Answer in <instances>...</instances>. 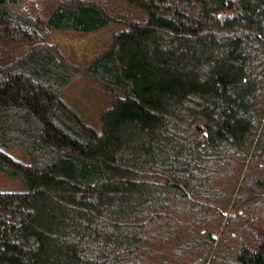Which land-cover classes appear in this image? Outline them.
<instances>
[{
	"label": "trees",
	"instance_id": "1",
	"mask_svg": "<svg viewBox=\"0 0 264 264\" xmlns=\"http://www.w3.org/2000/svg\"><path fill=\"white\" fill-rule=\"evenodd\" d=\"M0 175V264H264V0H0Z\"/></svg>",
	"mask_w": 264,
	"mask_h": 264
},
{
	"label": "rangeland",
	"instance_id": "2",
	"mask_svg": "<svg viewBox=\"0 0 264 264\" xmlns=\"http://www.w3.org/2000/svg\"><path fill=\"white\" fill-rule=\"evenodd\" d=\"M126 27L127 25L120 22H113L108 28L87 35L52 31L49 41L57 44L69 60L84 63L105 49L111 43L115 32ZM62 99L85 123L100 130V114L111 104L112 96L95 80L83 76L65 89ZM7 152L23 163L28 162V157L20 149ZM19 187V183L0 175L1 190H15Z\"/></svg>",
	"mask_w": 264,
	"mask_h": 264
}]
</instances>
